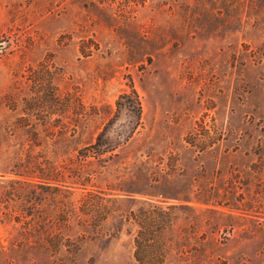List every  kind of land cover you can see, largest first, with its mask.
Returning a JSON list of instances; mask_svg holds the SVG:
<instances>
[{
    "label": "rangeland",
    "instance_id": "1",
    "mask_svg": "<svg viewBox=\"0 0 264 264\" xmlns=\"http://www.w3.org/2000/svg\"><path fill=\"white\" fill-rule=\"evenodd\" d=\"M137 191L162 264H264V0H0V264H139Z\"/></svg>",
    "mask_w": 264,
    "mask_h": 264
},
{
    "label": "trees",
    "instance_id": "2",
    "mask_svg": "<svg viewBox=\"0 0 264 264\" xmlns=\"http://www.w3.org/2000/svg\"><path fill=\"white\" fill-rule=\"evenodd\" d=\"M118 110L126 107L129 110L136 111L137 117L142 112V104L138 92L132 88L130 92L120 95L117 100ZM133 109V110H132ZM105 134H99L96 142L85 150H92L91 155L101 152L102 140ZM141 193V198H137L133 193H124L122 196L134 199L136 207H130L129 213L131 220L137 226V235L135 237L134 256L139 264H162L165 257L164 250L169 241L167 232L174 227L176 209L184 207V204H166L165 201H159L152 197L146 196L147 192L137 191ZM158 234V236H156ZM156 236V237H155ZM160 236V237H159Z\"/></svg>",
    "mask_w": 264,
    "mask_h": 264
}]
</instances>
